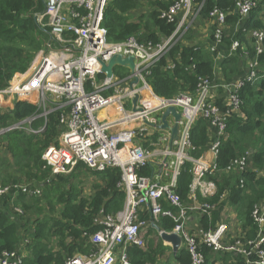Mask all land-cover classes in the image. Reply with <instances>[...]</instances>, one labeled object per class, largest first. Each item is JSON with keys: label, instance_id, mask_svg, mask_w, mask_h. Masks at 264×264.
<instances>
[{"label": "built area", "instance_id": "2783aa9c", "mask_svg": "<svg viewBox=\"0 0 264 264\" xmlns=\"http://www.w3.org/2000/svg\"><path fill=\"white\" fill-rule=\"evenodd\" d=\"M206 0H175L160 17L176 23L171 36L158 43L152 40L140 41L135 36L114 42L108 39L104 26V12L108 0H44V10L37 15V21L50 29V41L40 50L25 73H17L9 85L0 90V114L13 109L16 99L26 100L38 108V113L0 129V136L14 130L44 131L49 115L60 111L59 122L62 132L58 145L44 149L42 159L51 169L53 176L73 173L79 164L92 171H104L119 167L122 178L118 185L126 193L123 208L115 214L104 210L94 221L101 227L95 233L84 232L95 246L90 254L77 253L67 258L65 264H132L128 254L129 245L146 246L141 233L145 225L159 221L163 216L173 219L176 231L182 237V246L191 255V264H206V257L200 251L206 245L213 251L240 252L245 255V264H264V206H254L252 217L256 224L254 239H239L226 242L229 224L220 221L216 227L200 229L193 234L188 226L190 213L202 214L217 209L215 204L197 202L195 194L203 197L217 193V184L209 177L218 172L244 170L251 151L246 152L222 170L217 163L222 141L227 137V125L234 116L243 117L242 89L247 83H256L264 78V66L258 60H250L246 53L245 72L231 81L218 82L215 78L200 77L195 92L180 93L173 98L159 97L148 82L150 69L192 28L201 16ZM260 0H237L236 14L242 24L259 5ZM228 12L214 8L209 20L213 37L206 48L216 53V60L225 53L219 50L225 30L228 28ZM257 54L264 50V28L249 31ZM240 42L234 41L231 51L237 50ZM134 57V69L127 65L115 64L113 75L108 77L102 70L113 56ZM170 61L168 68L172 69ZM223 72V71H222ZM138 78V82L135 79ZM138 95L136 104L134 99ZM177 107L181 114L178 121V138L171 144L170 129H162L161 115L168 106ZM107 108H115L116 116L102 114ZM38 118L44 120L39 128H33ZM199 118L209 121L215 137L211 138L209 156L195 157L196 150L191 131ZM170 126L175 117H168ZM125 124V125H123ZM125 126V128H123ZM166 159V160H165ZM191 163L192 182L190 192L194 204L186 207L176 193L177 177L187 163ZM159 165L160 176L141 175L139 170L148 164ZM165 175V176H164ZM161 176L167 177L163 182ZM240 187L246 188L243 178ZM41 196L42 188L33 182L0 184V198L18 193ZM93 193V192H92ZM90 195L87 196H91ZM178 209H164L162 201ZM14 211L23 215L20 206ZM148 212L150 219H142ZM163 230V229H162ZM168 231V232H172ZM159 235L161 231H158ZM25 239L20 248L5 250L0 255V264H24L27 255ZM181 246V247H182ZM254 257V260H252Z\"/></svg>", "mask_w": 264, "mask_h": 264}, {"label": "trees", "instance_id": "16d2710c", "mask_svg": "<svg viewBox=\"0 0 264 264\" xmlns=\"http://www.w3.org/2000/svg\"><path fill=\"white\" fill-rule=\"evenodd\" d=\"M141 1L108 0L103 23L108 30L110 41L119 42L135 36L140 41L152 40L158 43L162 38L172 35L176 23L168 22L161 18L160 14L175 0H154L151 2L153 8L147 14L138 15V18L134 19L133 12L139 10ZM236 1L206 0L200 16L202 20L209 19L214 8L228 12L226 20L228 28L219 47V50L225 53L220 60V66L226 81H231L245 72L247 63L244 51L248 52L250 60H258L264 66V50L257 54L253 39L239 27H246L247 31L264 28V0H260L258 7L252 11L244 24L236 14ZM44 6V0H0V90L6 88L17 73H25L36 54L50 41L49 27L37 21V15L43 12ZM234 41L240 42V46L232 52L231 46ZM205 46L185 45L179 40L150 69L148 82L155 94L163 98H173L180 93L195 92L200 77L215 78L216 53L210 52ZM170 61L175 64L172 69L168 68ZM241 96L242 111L246 118L234 116L229 119L227 137L222 141L217 163L225 170L235 158L250 150H253V154L244 170L232 173L222 171L209 177L217 184L218 190L215 195L203 197L197 191L195 198L197 202H209L217 207L209 216L201 213L203 215L201 228L208 230L216 227L220 210L225 205L222 196L227 193L226 199L236 207L243 226L250 227L246 238L254 239L256 224L252 212L254 206L264 199V173L259 174V171H264V78L256 83H247L241 91ZM38 112L35 105L26 100L16 99L13 109L0 114V129ZM59 115L60 111L50 114L47 126L40 133L28 134L24 130H14L0 136L1 139L15 135L19 144L30 147L26 150L27 155L23 156L25 166L31 170L36 169V173H31L33 178L31 182L36 185L40 183L39 186L43 189L41 196H29L20 192L14 198L11 193L0 199V255L5 250L18 249L25 239H29L24 264H65L67 258L77 253L90 254L96 248L84 232L95 233L101 229L94 221L101 210L106 214H115L123 208L125 202L126 193L118 185L122 178L119 167L92 171L82 163L71 175L65 176L64 180L71 184L70 178L79 177L80 182L82 175H94L98 181L92 186V195L90 197L82 195L80 190L74 191L73 185H67V188L56 195V202L50 200L48 194L60 190L56 182L59 176L50 178L51 169L43 168L45 162L42 159V152L49 145H58V136L62 132ZM43 123L44 120L38 118L34 121L33 128L37 129ZM209 127L208 120L199 118L192 128L191 139L196 148L193 151L195 157L208 156V152L210 154ZM35 139L40 140L39 147L38 145L32 147ZM8 146L11 148L10 144ZM155 169V165L151 163L141 168L139 173L154 176ZM190 170L191 163L187 162L177 177L175 189L186 207L194 204V197L190 192L193 178ZM38 171H42V180H38ZM241 178L244 179L246 188L240 187ZM167 179L163 177L162 181L165 182ZM12 181L18 182V178ZM44 199L50 201L44 204ZM162 205L164 209L178 211L165 200L162 201ZM15 206H20L24 214L18 215L14 211ZM47 208L51 214L47 213ZM30 214H34L36 218ZM141 217L150 219L148 212L142 213ZM31 218L33 222L35 221L34 225L30 221ZM157 225L163 230L172 231L175 222L172 218L163 216L157 221ZM22 229L23 237L20 234ZM150 230L157 232L154 226H151ZM165 249V245L159 239L158 243L149 242L147 247L129 245L128 254L132 264H155ZM210 250L211 248L206 245L200 247V251L206 257V264H214L211 262ZM177 259L181 264H191V255L185 247L178 251ZM237 260H239L237 264H245L242 256L239 255Z\"/></svg>", "mask_w": 264, "mask_h": 264}, {"label": "crops", "instance_id": "0c3cea01", "mask_svg": "<svg viewBox=\"0 0 264 264\" xmlns=\"http://www.w3.org/2000/svg\"><path fill=\"white\" fill-rule=\"evenodd\" d=\"M200 19L201 18H198V22L196 21L192 25V35L189 32L188 37L181 40L183 44H185V45H196V44L197 45L198 44L206 45V44H209L211 42V40H212L211 37L213 36L214 26L212 25V23L209 19L202 20L201 22H199ZM220 60H221V58L219 60H216V63H215L216 80L218 82H225L226 79L224 78V74H223L222 68L220 66ZM115 111H116L115 108H107V109L103 110V113H104V115L114 113L112 115L116 116ZM116 118H118V117L116 116ZM123 125H125V124H123ZM123 128H125V126H123ZM209 134L212 138L215 137V133L213 132L212 127H209ZM250 151L253 154V150H250ZM207 155L209 156V152L207 153ZM155 167H156V169L154 171L155 176L156 177L160 176L162 174L160 166L155 165ZM261 172L264 173V171H259L260 175L262 174ZM85 176L89 177L91 175L87 174ZM88 177H87V179H88ZM163 177L164 176H161L160 179L163 180ZM88 180H89V183H92V180H93V184H94V182L98 181L97 177H95V176H94V179H88ZM93 184L92 185L87 184V186H89V192L86 193V196L90 195L93 192V187H92ZM246 191H248V189H246ZM226 197H227V193H225L224 196H222V200L225 201V205L220 210V214H219V218L217 220V224L220 221H224V222L229 224V232L227 233L225 240H226V242L235 243L237 240H239V239L243 240L245 236L246 237L248 236V234L250 232V227L245 228L243 226L244 224H243L242 220H240V217L238 215L236 207L233 204L229 203L228 200L226 199ZM258 203L260 205L264 206V199H261ZM190 216H191V219L188 222V226L191 229V232L193 234L199 235L198 230L201 229V219H202L203 215L198 211H194V212L190 213ZM145 220L147 221L148 219H145ZM152 224L153 223L151 222L150 225L153 226ZM151 226H149L147 224L142 228V230H146V232L142 234L145 238V241L147 240L146 241V247H147L149 242L158 243L159 239H161L158 230H157V232L150 230ZM20 234L23 237V229L21 230ZM22 243L20 244L19 248L21 247ZM163 244L166 247L165 252L163 255L158 257V260L155 264H181L180 262H178V259H177V253L178 252L174 253L173 249L169 245H166L164 242H163ZM182 247H180L178 251H180ZM210 252H211V256H212L211 262H214V264H237L239 261V260H237V258H239V255L242 256V258L244 259V262L246 261L245 255L240 253V252H224V251H213V250H210Z\"/></svg>", "mask_w": 264, "mask_h": 264}, {"label": "rangeland", "instance_id": "374dc122", "mask_svg": "<svg viewBox=\"0 0 264 264\" xmlns=\"http://www.w3.org/2000/svg\"><path fill=\"white\" fill-rule=\"evenodd\" d=\"M154 0H142L141 1V6L139 8V10L135 11L133 13V18L137 19L138 15H142V14H147L153 7L151 5V2H153ZM200 18V17H199ZM202 19L199 20V22H201ZM198 22V20H197ZM191 33L192 35V28L189 29V31L184 35V38L188 37V33ZM204 38V37H203ZM202 38V39H203ZM28 134H31V131H25ZM34 134V133H33ZM8 144H10L11 148H9ZM40 140L35 139L32 142V147H35L38 145V147L40 146ZM30 149V147L25 146V145H21L19 144V142L16 141L15 139V135H11V137L8 138H1L0 139V184H10L13 183V179H17L18 178V182H22V183H28L31 182V180H33L31 173H36L35 172V168L31 170V168H28L25 166L26 161L23 159V156H26V150ZM44 152V150H43ZM42 152V154H43ZM252 154H250V158H251ZM44 169H48L47 167H43ZM45 172V171H43ZM232 173V172H230ZM72 174V173H71ZM69 174V175H71ZM42 171H38V180H42ZM91 175V174H89ZM50 178L54 179L57 178L58 176H53L51 173H49ZM62 176V175H60ZM59 176V177H60ZM65 176L64 175L63 179H60L58 177V180L56 181L58 183V186L60 188V190H56L51 192V194H48V197L50 198L51 201L56 202V195L60 194V191L62 192L65 188H67V185L74 186V191H81L82 195L86 196V193L89 192V186H87V184H93V180L92 183H89L88 179H94V175L91 176H85L82 175L81 181L79 182V177H75V178H70L71 180V184L70 182H65ZM88 177V179H87ZM35 179V178H34ZM37 180V181H38ZM64 180V181H63ZM40 183H38L39 186ZM5 185V184H4ZM42 188V186H41ZM43 190V189H42ZM49 199H44L43 202L48 203V201H50ZM47 213L51 214V211L49 210V208L46 209ZM31 216H33V218H36V216L34 214H30ZM31 223L33 222V219H30ZM35 221L33 222L34 225ZM146 230H141V233H145ZM147 241V240H146Z\"/></svg>", "mask_w": 264, "mask_h": 264}, {"label": "water", "instance_id": "95a60500", "mask_svg": "<svg viewBox=\"0 0 264 264\" xmlns=\"http://www.w3.org/2000/svg\"><path fill=\"white\" fill-rule=\"evenodd\" d=\"M115 64H122V65H127L129 66L132 70L134 69V57L133 56H127L123 57L122 55H115L112 57L110 62L108 64H103L102 70L107 73L108 77H112L113 75V66ZM139 80L138 78L135 79V82L137 83ZM138 99V95H136L134 99V104H136ZM172 114L175 117V124L173 126H170L168 122V117L169 115ZM181 118V114L177 111V107L175 106H168L164 112L161 115V128L162 129H170L171 131V144L172 142L178 138V130H179V125L178 121ZM166 160V159H165ZM158 231L160 232V238L162 241L166 244L169 245L174 253H177L179 248L182 246V237L180 234L176 231L168 232L166 230H162L156 222H153L152 224Z\"/></svg>", "mask_w": 264, "mask_h": 264}, {"label": "bare ground", "instance_id": "6f19581e", "mask_svg": "<svg viewBox=\"0 0 264 264\" xmlns=\"http://www.w3.org/2000/svg\"><path fill=\"white\" fill-rule=\"evenodd\" d=\"M101 113H103V111Z\"/></svg>", "mask_w": 264, "mask_h": 264}]
</instances>
